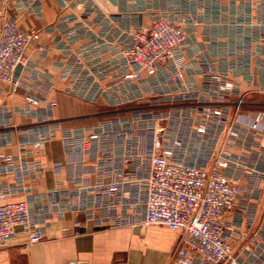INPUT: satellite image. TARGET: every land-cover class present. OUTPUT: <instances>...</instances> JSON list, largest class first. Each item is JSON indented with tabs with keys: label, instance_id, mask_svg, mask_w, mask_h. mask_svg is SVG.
I'll return each instance as SVG.
<instances>
[{
	"label": "crops",
	"instance_id": "obj_1",
	"mask_svg": "<svg viewBox=\"0 0 264 264\" xmlns=\"http://www.w3.org/2000/svg\"><path fill=\"white\" fill-rule=\"evenodd\" d=\"M174 13L187 32L178 60L142 81H121L129 69L119 66L114 49L154 17ZM6 22L41 37L27 50L18 88L0 83V155L35 162L40 170L23 176L22 162L15 171L0 169V186L31 185L7 201L28 200L45 235L32 246L17 237L0 251V264H173L180 232L144 225L143 207L128 208L118 195L97 196L100 186L118 181L121 169L129 174L125 189L145 181L155 142L160 151L174 149L208 167L215 157H227L225 173L243 193L222 219L225 234H245L232 236L241 264H264V0H34L33 6L0 0V31ZM86 47L97 49L72 68ZM225 83L234 89L220 91ZM133 104L163 110H122ZM204 108L226 112L229 127H215V117L206 121ZM205 122L210 131L198 133ZM256 122L263 130L251 128ZM101 126V142L85 144ZM49 128L57 130L26 156L28 139ZM125 157H131L128 165ZM51 191L57 193L53 202L44 199L38 207L35 201ZM54 202L77 209L50 208Z\"/></svg>",
	"mask_w": 264,
	"mask_h": 264
},
{
	"label": "built area",
	"instance_id": "obj_2",
	"mask_svg": "<svg viewBox=\"0 0 264 264\" xmlns=\"http://www.w3.org/2000/svg\"><path fill=\"white\" fill-rule=\"evenodd\" d=\"M1 1L5 4L14 3L17 6L25 3L31 6L34 4V0ZM75 34L74 31L72 35ZM40 37L39 31H24L14 23L4 24L0 31L1 84L10 85L13 89L18 88L17 75L27 66V50L30 46H38ZM130 37L128 44L114 49L119 66L129 69L128 73L120 77L124 82L142 81L143 74L154 76L159 67L175 63L178 60V51L186 42L187 32L183 19L174 13L154 17L149 27L135 29ZM39 48L45 49L40 46ZM92 49L97 48L86 47L81 50L71 63V67L83 65ZM213 78L219 80V77ZM233 89L232 83H225L219 87L220 91ZM26 101L31 105L39 104V101L32 97H26ZM202 111L206 121L209 122L212 117L217 119V123L213 125L218 129L225 130L229 127V116L222 109H214L210 112L204 108ZM208 122L199 125L197 132L207 134L212 126ZM130 126V122H122L124 130L129 129ZM251 128L263 130V123H253ZM56 130L55 128H49L47 131L36 130L33 134L34 138L27 141L29 148L25 151L28 154L26 156H31L32 150L39 149ZM227 133L232 138L237 136L233 129L228 130ZM80 134L84 135V133ZM103 134V127H98L85 144L101 142ZM176 146L181 145L176 142ZM160 148L159 142H155V152L150 156L149 176L145 181L134 182L132 188L125 189L122 181L129 174L121 169L117 173L118 181L100 186L97 196L118 195L122 202H126L128 208L143 207L144 225H158L180 232L183 243L175 253L173 264H241L233 247L232 236L235 240H241L245 234L235 232L227 236L222 222L224 215L235 207L243 193V189L225 173L229 166L227 157H215L212 166L208 167L206 161L181 157L174 149L160 151ZM130 160L131 157H125L123 164L128 165ZM21 162L26 165L23 176L34 177L40 170V166L35 162L24 161L11 155H0V169L4 173L15 171ZM31 188V185H23V181H19L13 187L0 186V251L20 236H26L27 244L30 246L38 245L44 240L45 228L34 219L30 202L7 201L9 197L25 194ZM56 195V191H51L46 198H40L35 202L38 207L43 208L47 203L44 199L53 202ZM142 195L144 197L140 200ZM55 203H52L50 208L59 209L62 205L64 211L63 203L57 202L56 205ZM65 204V209H77L68 202Z\"/></svg>",
	"mask_w": 264,
	"mask_h": 264
},
{
	"label": "rangeland",
	"instance_id": "obj_3",
	"mask_svg": "<svg viewBox=\"0 0 264 264\" xmlns=\"http://www.w3.org/2000/svg\"><path fill=\"white\" fill-rule=\"evenodd\" d=\"M141 108H144V111H143V113H151L152 112V114H155V112L157 111V110H163V109H161V108H158V109H155V108H149V106H147V104H143V105H138V104H133V105H131V106H128V107H125V108H122V110H135V109H141ZM151 115V114H150ZM149 115V116H150ZM145 116V115H144Z\"/></svg>",
	"mask_w": 264,
	"mask_h": 264
},
{
	"label": "water",
	"instance_id": "obj_4",
	"mask_svg": "<svg viewBox=\"0 0 264 264\" xmlns=\"http://www.w3.org/2000/svg\"><path fill=\"white\" fill-rule=\"evenodd\" d=\"M70 264H88L86 262H80V263H70Z\"/></svg>",
	"mask_w": 264,
	"mask_h": 264
}]
</instances>
